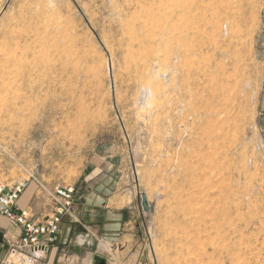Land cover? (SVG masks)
Returning a JSON list of instances; mask_svg holds the SVG:
<instances>
[{"label": "rangeland", "instance_id": "rangeland-1", "mask_svg": "<svg viewBox=\"0 0 264 264\" xmlns=\"http://www.w3.org/2000/svg\"><path fill=\"white\" fill-rule=\"evenodd\" d=\"M263 37L264 0H0V182L108 170L127 264H264Z\"/></svg>", "mask_w": 264, "mask_h": 264}, {"label": "crops", "instance_id": "crops-1", "mask_svg": "<svg viewBox=\"0 0 264 264\" xmlns=\"http://www.w3.org/2000/svg\"><path fill=\"white\" fill-rule=\"evenodd\" d=\"M261 48L264 57V37ZM257 107V122L264 137V75ZM109 174L98 167L89 173L86 191L80 197L79 186H73L72 216H63L56 243L35 264H127V196ZM32 183L20 196L19 206L46 216L51 209L50 198ZM20 231L17 224L0 215V256L9 244L17 242Z\"/></svg>", "mask_w": 264, "mask_h": 264}, {"label": "built area", "instance_id": "built-area-1", "mask_svg": "<svg viewBox=\"0 0 264 264\" xmlns=\"http://www.w3.org/2000/svg\"><path fill=\"white\" fill-rule=\"evenodd\" d=\"M30 178L34 176L29 174L28 178L0 182V215L21 230L17 242L9 244L0 256V264H35L56 243L63 216H72L73 186L48 187L42 181H29ZM29 182H33L38 191L48 194L51 201L48 215L42 217L29 207L19 206L20 196Z\"/></svg>", "mask_w": 264, "mask_h": 264}, {"label": "water", "instance_id": "water-1", "mask_svg": "<svg viewBox=\"0 0 264 264\" xmlns=\"http://www.w3.org/2000/svg\"><path fill=\"white\" fill-rule=\"evenodd\" d=\"M141 204H142L143 210L147 211L148 210V204L146 201V196L144 194L141 195Z\"/></svg>", "mask_w": 264, "mask_h": 264}]
</instances>
